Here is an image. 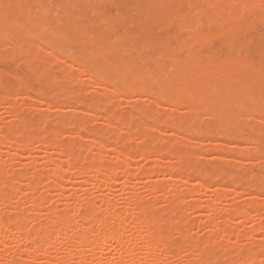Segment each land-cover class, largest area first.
<instances>
[{
	"label": "rangeland",
	"instance_id": "obj_1",
	"mask_svg": "<svg viewBox=\"0 0 264 264\" xmlns=\"http://www.w3.org/2000/svg\"><path fill=\"white\" fill-rule=\"evenodd\" d=\"M12 2L13 0H6L0 3V221H5L4 224L7 225H2L3 222L0 224L5 226L0 228V264H99L100 261L101 264H109L107 261L109 256L117 255V251L121 249L124 251H121L124 253L121 254L122 258L114 263L110 261V264H116L117 261H120L119 264H133L139 257L137 254L140 255L144 247V251L148 249L147 242L142 240L144 242H140L143 244L139 245L141 243L138 240L141 238L139 234L143 232L145 235L149 227L154 229L151 228L156 236L160 232L166 235L170 233L169 236L159 234L165 237L164 239L159 236L160 240L164 241H159L154 246L155 248L152 247V252L154 250L160 256H157L158 261L162 258V254L166 257L171 253L168 259L164 257L163 264L168 262V264H191L193 261L194 264H244L242 261L244 262V257L246 260L248 256L249 260L250 257L253 258L254 263L251 264H264V145H262L264 144V120L251 119L257 114L258 117L264 118V111H258L250 102L253 100L243 96L236 98L235 103L227 102L224 90L220 89L221 92L218 90L219 93L215 96L216 101L225 103L231 110H239V112L235 110L237 116L243 111L241 115L229 118V120L223 118V123L218 116L208 111L212 105L206 102L204 104L207 107L205 108L203 104L199 110L200 113L203 112L201 118L199 114L189 117L185 114L188 113L187 108H184L186 105L184 107L174 106L172 97L159 94L150 95L144 90H138L133 84L130 85L132 89L128 87L122 91L115 77L111 76L106 80L102 79L103 75H101L105 64L117 57L121 66L132 67L142 75H150L156 68L164 77L179 71L187 76L188 71L175 62L176 60L162 57L164 52L161 46L155 44L151 36L154 32L158 38L167 39L169 32L175 31L179 38L178 40L171 39L170 43L173 49H176V54L183 59L189 58L190 53L195 55L194 59L198 66L213 65L217 61L224 66L231 65L235 60L250 56L249 45L251 43L264 45V21L252 13L248 14L251 22L249 29L213 38L210 47L204 52L202 46L194 39V34L209 32L211 25L205 21L200 28L193 26V31L188 29V25L196 24L199 19H204L203 10L208 7L209 0H174V6L172 5L173 7L166 15L171 14L173 17L179 15L182 19L174 24L167 22L158 31L154 30L153 23L159 17L155 15V11L153 15L149 14L150 7L147 0H22L21 7L13 6ZM39 2L41 4L38 6ZM234 10L235 8L229 5L221 11V14L228 15ZM34 16L38 17L34 18ZM17 20H19L17 23L24 25L25 28L15 24L14 21ZM50 25H53V28L50 29ZM221 26L228 27L226 23ZM44 29L46 30L43 34ZM36 34L43 37L36 38ZM50 36L53 38L49 39ZM25 38L30 40V43L24 40ZM80 41L82 42L81 47L74 51L70 50V47L74 48L73 45L79 44ZM179 41L188 43L192 51L178 48ZM229 41L237 46L233 53L229 47ZM108 43L112 45L110 48L92 53L97 45ZM113 43L120 44V46L114 47ZM22 45L23 48L20 47ZM68 45L69 48H67ZM26 52L31 54V57ZM23 54H26L28 58ZM67 62L75 66L72 68L69 64L68 68ZM209 72L206 71L201 80L217 78L213 71ZM87 73L93 76V80ZM245 73L246 71L237 72L235 76L242 77ZM93 82L99 86L97 87ZM115 82L119 85L115 86ZM112 85L119 92H116ZM136 92L141 93L136 94ZM152 100L159 104L152 105ZM186 100L192 104L195 101L191 97ZM149 104L151 105L148 106ZM177 106L180 107L176 108ZM253 107L255 109L253 110L257 112L252 110ZM172 109L176 114V119L169 114ZM163 112L167 113V116L159 115ZM127 116L129 122L126 121ZM160 117L165 120L163 121ZM51 118H53L52 121H50ZM77 118L81 122L76 121L79 120ZM216 118L221 123H218ZM194 121H196L195 124ZM205 121L208 123H204ZM132 122L135 126H132ZM149 122L152 125L151 129L147 125L150 124ZM231 122L234 123L231 124ZM246 123L251 126L255 123L260 129L253 130ZM136 128H138L137 131ZM239 129H242L241 132ZM173 130L179 133L173 134ZM54 132L55 134L61 133V136L57 134L59 136L57 137L61 139L62 145H68V147L66 145L67 148L63 146L61 149L63 153L51 146L43 147L38 141L40 133L44 134L41 137L48 135L49 139H55ZM175 135L178 136V140ZM25 136L26 140L31 141L30 144L27 142V146L23 144ZM13 138H15L14 141ZM170 138L173 139L172 142ZM252 140L256 142L255 145ZM164 141L166 142L162 143ZM174 147L179 151L175 152ZM180 151L182 154H178ZM111 165L114 166L117 175L110 176V179L109 177H106L108 179L103 178L101 175L107 172V170L104 171L105 166ZM56 167L57 170L63 171L62 180L51 173ZM248 168L251 174L254 172L258 175H251ZM218 169L222 176L218 174L217 178ZM124 170L132 174L124 175ZM198 170L203 172L199 173ZM244 170H248L249 175H246L248 177L242 175L246 172ZM147 171L154 173L147 175L145 174ZM36 173L38 176L35 175ZM169 173L173 175L168 176ZM229 174H232L234 178L232 179V175ZM256 177H260L259 180L258 178L255 180ZM203 180L206 181L204 182L206 188H203ZM248 180L246 184L245 181ZM201 184L203 186L200 187ZM251 184L253 185L249 187ZM187 190H195V192ZM84 199L86 203L90 204L92 201V204L104 211L105 214L102 212V215L97 214L104 222L110 220L112 216L115 217L111 213L113 212L116 215L115 218L120 216L117 219L122 223L121 219L124 221L132 210L131 208L134 207L136 216L133 222L137 224L133 226L132 222L134 229L133 227L128 229L121 237V241H112L116 243H112L111 249L109 248L110 252L106 249L105 254L108 258L104 253L102 254L107 258L106 261L104 260L106 258L101 257L99 253L100 247L88 251L90 247L88 243H80L79 246L78 242L73 241L69 243L70 246L64 247L63 244H66L67 238L63 235L64 239L61 236L52 237L55 242L51 239L52 242L49 243L50 238L46 239L49 244L47 247L50 246L49 249L46 246H37L33 252L34 259L27 260L25 239L30 241L33 238L38 242L40 238L38 233L42 232L40 229L44 225L43 230H57L56 226L59 227V222L54 223L57 221V216L76 217L79 206L86 204ZM89 204H86L88 206L85 213L88 214L83 220H78V222L77 217L76 220L72 218V222H76H71V229L75 234H79L78 231L81 234L86 231L84 229L90 227L93 233L87 231L86 233H89V237L93 239L95 234L98 236L99 232L89 215L91 214ZM146 217H148L147 220ZM139 219H145L148 227L146 228L144 220ZM117 222L115 221V224ZM139 222H144L145 225L138 226ZM121 223L120 225L118 223L120 227ZM259 223H262L261 227ZM47 225L54 227L50 229ZM118 225L114 226V229H120ZM21 226L24 230L33 229L39 232L36 235L35 232L28 231L27 235L30 233L32 237L26 236L24 235L26 231L18 230ZM143 228L147 231L144 232ZM151 229L148 232H152ZM221 229L226 235L223 231L221 232ZM17 232L21 234L22 241L14 238ZM77 234L74 241H78ZM55 238L58 240L56 241ZM125 241H128L127 250L129 251L122 246ZM199 242L201 244L204 242V244L201 245ZM203 245L206 249L202 248ZM256 245L260 247L257 248ZM96 252L101 256L97 254L99 256L97 257L93 254ZM150 253L149 255H154L153 257L156 258V253ZM139 261L144 262L143 259Z\"/></svg>",
	"mask_w": 264,
	"mask_h": 264
},
{
	"label": "bare ground",
	"instance_id": "obj_2",
	"mask_svg": "<svg viewBox=\"0 0 264 264\" xmlns=\"http://www.w3.org/2000/svg\"><path fill=\"white\" fill-rule=\"evenodd\" d=\"M6 0H0V3H2V2H5ZM66 1V0H65ZM21 2H22V0H13V2L11 3L13 6H15V7H19L20 6V4H21ZM28 3H29V1L27 2V5H28ZM174 0H147V4L149 5V7H150V12H149V14L150 15H153V12L155 11V15L157 16V17H159L156 21H154V23H153V27H154V30L155 31H158V30H160L163 26H164V24L165 23H167V22H169L170 24H174L177 20H180V19H182V17L181 16H177V15H175L174 17H173V15H166L170 10H171V8L174 6ZM11 4H10V6H11ZM39 4H41L40 2L39 3H37V5L39 6ZM42 4H44L43 2H42ZM60 4V3H59ZM45 5V4H44ZM52 5V4H51ZM173 5V6H172ZM232 6L233 8H235V10L233 11V12H231L230 14H228V15H222L221 14V11L224 9V8H226V7H228V6ZM87 6V5H86ZM89 6V5H88ZM87 6V8H90V7H88ZM21 7V6H20ZM30 7V6H29ZM37 7V6H36ZM56 7H57V5H56ZM2 9V8H1ZM46 9V8H45ZM45 9H43L44 11H45ZM55 9V8H54ZM68 9H70V8H68ZM8 10V9H7ZM30 10V9H29ZM132 10V9H131ZM8 11H10V10H8ZM24 12H25V10H24ZM23 12V13H24ZM9 13V12H8ZM29 13V12H28ZM250 13H252V14H254L258 19H261L262 21H264V0H209V3H208V7L206 8V9H204L203 10V17H204V19H199V21L196 23V24H191V25H188L189 26V30L190 31H193V26H196V27H202L203 25H204V22L206 21V22H208L210 25H211V29H210V31L209 32H207V33H203V32H198V33H195L194 34V39L202 46V48H203V50H204V52L206 51V49H208L209 47H210V45H211V43H212V40H213V38H215V37H217V36H219V35H230V34H232V33H234V32H238V31H240V30H242V29H249L250 27H251V22L249 21V19H248V14H250ZM29 14H31V12L29 13ZM13 15V14H12ZM43 15V14H42ZM197 16V15H196ZM35 17H38V16H34V18ZM60 19V18H59ZM62 19V18H61ZM60 19V20H61ZM19 20H17V21H14L15 22V24L18 22ZM30 21V20H29ZM44 21H45V19H44ZM49 21H53L52 19H49ZM49 21H47V22H49ZM55 21V20H54ZM59 21V20H58ZM43 22V21H42ZM46 22V21H45ZM36 23H37V21H36ZM224 23H226L227 24V28H224V27H222L221 25L222 24H224ZM17 24H19V23H17ZM27 25V24H26ZM41 25V24H40ZM44 25V24H43ZM244 25H246V27H244ZM18 26H20V27H23L22 25H18ZM51 26V25H50ZM53 26V25H52ZM50 27V29L51 28H53V27ZM137 26V25H136ZM143 26V25H142ZM187 26V27H188ZM34 27H36L35 25H34ZM43 27V26H42ZM48 27V26H47ZM181 27V26H180ZM18 28V27H17ZM23 28H25V27H23ZM49 28V27H48ZM183 28H185L184 27V25H183ZM264 28V27H263ZM36 29V28H35ZM47 29V28H46ZM46 29H44V31H43V34H44V32H45V30ZM60 29V28H59ZM94 30H95V28H93ZM17 30V29H16ZM30 29H28V31H29ZM21 31V30H20ZM31 31V30H30ZM147 31V30H146ZM5 32H7L8 33V31H5ZM32 32V31H31ZM67 32V31H66ZM93 32V31H92ZM6 33V34H7ZM24 33V32H23ZM34 34V33H33ZM144 34V33H143ZM39 35V34H38ZM50 35V34H49ZM66 35V34H65ZM12 36H14V35H12ZM20 36V35H19ZM36 36V38L37 37H43V36H37V34L35 35ZM67 36V35H66ZM69 36V35H68ZM147 36V35H146ZM152 38H153V41H154V43L155 44H157V45H159V46H161V48H162V51L164 52V54H163V58H167V59H172V60H176L175 62H177V63H179L182 67H183V69L184 70H187L188 71V75L187 76H185L184 74H182V72L181 71H179L178 73H176V74H170V75H168L167 77H164V76H162L161 74H160V72L159 71H157L156 70V68H154L153 69V71H152V73L150 74V75H142L140 72H138V71H136V70H134L132 67H128V66H121L120 65V60L119 59H117V57H115V58H113L112 60H109L106 64H105V66L103 67V69H102V74L101 75H103V78L102 79H106V80H108V78H111V76H113V77H115L117 80H118V82L120 83V87H121V90L122 91H124L126 88H128V87H130V89H132V84L133 85H136L137 86V89L138 90H144V91H146V93H149L150 95H155V94H159V95H163V96H165V97H172L173 98V103H174V106H176V105H182L181 107H184V105H186V107H184V108H187L186 110L188 111V113L186 112L185 114H188V116L190 117H192V115H200V118L202 117V113H200L201 111H199L201 108H202V106L201 105H203L204 103H206V102H209L211 105H212V107H211V109H208L209 108V106H208V111L211 113V114H215L216 116H218L221 120L223 119V118H226V119H228L229 120V118H236V117H238L239 115H241L240 113H242L243 111H241L240 113H238V116L236 115V112H239V110L237 111L236 109V112H235V110H231V109H229L227 106H226V104L225 103H223V102H220V101H216V99H215V96L217 95V93H219L218 92V90L221 92V90L220 89H222V90H224V93H225V99H226V101L227 102H233V103H235L236 101L235 100H237L236 98H238L239 96H243V97H245L246 99H251V100H253V101H250L251 102V104H252V106H254L258 111H264V45H257V44H255V43H251L250 45H249V47H250V49H249V53H250V56L249 57H246V58H244V59H238V60H235L234 62H232L231 63V65H223V64H221L220 62H216V64H213V65H207V66H198L197 65V63H196V61H195V59H194V56L195 55H192L191 53H190V56H189V58H187V59H183L182 57H179L177 54H176V49H173V47L171 46V43H170V40L171 39H176V40H178V35L176 34V32L175 31H173V32H169V34L167 35L168 36V38L167 39H164V38H158L157 36H156V34H155V32H154V34L152 33ZM15 37V36H14ZM51 37L52 36H50L49 37V39H51ZM93 37V36H92ZM118 37V36H117ZM8 38V37H7ZM53 38V37H52ZM47 39V38H46ZM161 39V40H160ZM193 39V40H194ZM24 40H27V41H29V43H30V40H28V39H24ZM107 40V39H106ZM131 40V39H130ZM21 41V40H20ZM43 41H44V38H43ZM47 41H48V39H47ZM53 41V40H52ZM13 42V41H12ZM50 42V41H49ZM56 42H57V45H59V42L56 40ZM94 42V41H93ZM192 42V41H191ZM31 43H32V40H31ZM33 43H34V41H33ZM37 42H35V44H36ZM67 43V42H66ZM79 44H74L73 45V47L74 48H71L69 45L67 46V48H69L70 47V50H75L76 48H78V47H81L82 46V42L80 41V42H78ZM25 44V43H24ZM35 44H33V45H35ZM52 45V44H51ZM113 45H114V47H116V45H117V47L118 46H120V44H114L113 43ZM141 45H143V44H141ZM112 45H111V43L109 44H102L101 46L99 45H97L96 47H94L93 48V50L94 51H92V53H96V52H99L100 50H106V49H108V48H110ZM20 47H22L23 48V45L22 46H20ZM229 47H230V49H231V51H232V53L236 50V44L234 43V42H231V41H229ZM126 49L125 50H127V47H125ZM178 48H180V49H182V50H186V51H189V52H191L192 51V47H189V44L188 43H186V42H184V41H179L178 42ZM91 49H92V47H91ZM31 49H29V51H30ZM37 49H35V51H36ZM65 50V49H64ZM64 50H63V53H64ZM67 50V49H66ZM84 50V49H83ZM33 51V50H32ZM122 51V50H121ZM120 51V52H121ZM137 51V50H136ZM14 52V51H13ZM58 52V51H57ZM60 52V51H59ZM76 52V51H75ZM87 52V51H86ZM90 52H91V50H90ZM89 52V53H90ZM139 52V51H138ZM12 53V52H11ZM66 54H68L67 52H65ZM83 53H84V51H83ZM91 53V54H92ZM26 54H28V56L30 55V57H31V54H29L28 52H26ZM24 55V56H26L27 57V55ZM33 55V54H32ZM85 55V54H84ZM158 55H161V54H158ZM38 56V55H37ZM81 56V55H80ZM86 56V55H85ZM210 56V55H209ZM145 57H147V56H145ZM158 57H161V56H158ZM196 57V56H195ZM28 58V57H27ZM41 58V57H40ZM131 58V57H130ZM149 58V57H148ZM19 59V58H18ZM17 59V60H18ZM70 59V58H69ZM78 60V59H77ZM51 61V60H50ZM50 61H49V63H50ZM68 61V60H67ZM103 61V60H102ZM90 62H92L91 60H90ZM155 62H158V60H155ZM79 63V62H78ZM70 63H66V66H68ZM95 64H96V62H95ZM158 64V63H157ZM85 65V64H84ZM92 65V64H91ZM176 65V64H175ZM174 65V66H175ZM70 66L73 68V66H75V65H71L70 64ZM89 66V65H88ZM70 67V68H71ZM85 67H87V66H85ZM139 67H141V65L139 66ZM171 67V66H170ZM177 67V66H176ZM68 68H69V66H68ZM77 68V67H76ZM82 68V67H81ZM1 69V68H0ZM87 69H89V68H87ZM143 69H145L144 67H143ZM148 70H149V68H147ZM85 70V69H84ZM101 70V69H100ZM99 70V71H100ZM168 70V69H167ZM86 72H87V70H85ZM98 71V70H97ZM98 71V72H99ZM145 71H146V69H145ZM170 71V70H169ZM206 71H210L209 73H211V71H213L216 75L215 76H217V78L215 79V80H208V79H206V80H201V77H203L204 76V73L206 72ZM241 71H246V73L244 74V76H242V77H237V76H235V73H237V72H241ZM7 72V71H6ZM147 72V71H146ZM165 73V75H166V72H164ZM167 73H169V72H167ZM97 74H99V73H97ZM87 75H89L90 76V74L89 73H87ZM184 75V76H183ZM99 76V75H98ZM212 76V75H211ZM35 77V76H34ZM33 77V78H34ZM90 77H92L91 79L93 80V76H90ZM94 77H95V75H94ZM112 77V78H113ZM214 78V77H213ZM95 79V78H94ZM16 81V80H15ZM97 81V80H96ZM96 81H94V82H96ZM93 82V84H95L96 86H97V83H94ZM98 82V81H97ZM116 83V82H115ZM102 84H103V82H102ZM105 84V83H104ZM107 84V83H106ZM117 84L118 83H116L115 84V86H117ZM29 85V84H28ZM119 85V84H118ZM131 85V86H130ZM99 86V85H98ZM97 86V87H98ZM103 86H105V85H103ZM105 87H110V86H108V85H106ZM112 87H114L113 85H112ZM118 88H119V86H118ZM112 89V88H111ZM113 89H115V87L113 88ZM112 89V90H113ZM116 90V89H115ZM120 90V91H121ZM116 92H119L118 90H116ZM134 93H135V91H134ZM138 92H136V94H137ZM139 93H141V92H139ZM138 93V94H139ZM143 94H145L144 92H142ZM122 94H123V92H122ZM120 95V94H119ZM125 95V94H124ZM148 95V94H147ZM220 95H222V94H220ZM123 97V96H122ZM151 98H154V97H152V96H150ZM188 97H191V98H193L195 101H194V103L192 104V103H190V101L188 102L186 99H188ZM71 98V97H70ZM218 98V97H217ZM69 99V98H68ZM9 100V99H8ZM164 100H166V99H164ZM171 100V99H170ZM170 100H168V101H170ZM153 101H155V100H152V102H151V104L152 105H154V106H156V104L158 103V102H154L153 103ZM156 103V104H155ZM161 103V102H160ZM244 103V102H243ZM151 104H149L148 106H150ZM159 104V103H158ZM157 104V105H158ZM168 104V103H167ZM171 104V103H170ZM172 105V104H171ZM205 105V108L207 107L206 106V104H204ZM233 105V104H232ZM245 105V104H244ZM148 106H147V108H148ZM201 106V107H200ZM248 106H249V104H248ZM153 107V106H152ZM180 107V106H179ZM178 106L176 107V108H179ZM231 107V106H230ZM247 107V105L245 106V108ZM250 107V106H249ZM254 107L252 108V110L254 109ZM18 109V108H17ZM149 109V108H148ZM147 109V110H148ZM206 109V110H207ZM247 109V108H246ZM15 110V109H14ZM139 110H141V109H139ZM170 110V109H169ZM204 110V109H203ZM255 110V109H254ZM253 110V111H254ZM257 110L256 111H254V112H257ZM16 111H18V110H16ZM144 111H145V109H144ZM14 112V111H13ZM142 111H140V113H141ZM156 112V111H155ZM131 113V112H130ZM143 114H144V112H142ZM169 113V112H168ZM112 114L113 115H115L113 112H112ZM111 114V115H112ZM166 115L167 116V113H165V112H163V113H159V115ZM173 118H175L176 117V114L174 113V110L172 109L171 111H170V113H169ZM16 115V114H15ZM130 114H128V116H129ZM139 115V114H138ZM170 115H168V116H170ZM183 115V114H182ZM249 115H251V114H249ZM258 115V114H257ZM256 115V116H257ZM69 116V115H68ZM77 116V115H76ZM127 116V120L126 121H128L129 122V117ZM185 116V115H184ZM234 116H236V117H234ZM252 116V115H251ZM254 116V118H252L251 117V119L252 120H254L255 118L257 119V118H261V120H264V118H262L261 116L260 117H256L255 115H253ZM110 117H112V116H110ZM122 117V116H121ZM206 117H207V115H206ZM208 117H210V116H208ZM69 118V117H68ZM156 118V117H155ZM162 118V120H163V117H160V119ZM164 118H165V116H164ZM185 118H187V117H185ZM218 118V119H219ZM52 119L53 118H51L50 119V121H52ZM76 119V118H75ZM77 119H79V118H77ZM154 119V118H153ZM159 119V118H158ZM176 119V118H175ZM174 119V120H175ZM21 120H22V118H21ZM49 120V119H48ZM165 120V119H164ZM163 120V121H164ZM186 120H188V119H186ZM185 120V121H186ZM189 120H190V118H189ZM188 120V121H189ZM242 121L244 120V119H241ZM70 121V120H69ZM76 121H80V119L79 120H76ZM169 121V120H168ZM216 121H217V118H216ZM247 121V120H246ZM64 122V121H63ZM81 122V121H80ZM134 122V121H133ZM132 122V126H135V124ZM175 122V121H174ZM174 122H173V124H174ZM184 122V121H183ZM191 122V121H190ZM195 122L196 121H194V124H195ZM211 122V121H210ZM218 122V121H217ZM216 122V123H217ZM222 122L224 123V121L222 120ZM248 123H249V121H247ZM253 122V121H252ZM22 123V122H21ZM60 123V122H59ZM150 123V122H149ZM204 123H208L207 121H205ZM213 123V122H212ZM218 123H221V122H218ZM234 122H231V124H233ZM248 123H246L247 125H248ZM256 123V122H255ZM254 123V124H255ZM80 124V123H79ZM144 124V127H145V123H143ZM142 124V125H143ZM172 124V123H171ZM239 124H241V123H239ZM253 124V126H251V124H249L248 126L251 128V129H253V130H259L260 129V127L258 126V127H256V124L254 125ZM20 125V124H19ZM24 125V124H23ZM148 126H150L149 128L151 129V127H152V125H151V123L150 124H147ZM192 125V124H191ZM214 125V124H213ZM220 125V124H219ZM225 125V124H224ZM242 125V124H241ZM66 126V125H65ZM132 126H130L131 128H132ZM193 126V125H192ZM191 126V127H192ZM207 126V125H206ZM231 125H229V127H230ZM239 126V125H238ZM237 126V127H238ZM142 127V126H141ZM147 127V126H146ZM172 127H174V126H172ZM229 127H227V129L229 128ZM158 128V127H157ZM178 128V127H177ZM209 128H211V127H209ZM235 128V127H234ZM238 128H240V127H238ZM248 128V127H247ZM3 129V128H2ZM137 129L138 128H136V131H137ZM193 129V128H192ZM66 130H68V129H66ZM157 130H159V129H157ZM232 130V129H231ZM230 130V131H231ZM240 130V129H239ZM242 130V129H241ZM241 130L239 131V132H241ZM48 132H49V130H47ZM138 131H140V130H138ZM174 131V130H173ZM220 131V130H219ZM219 131H217V132H219ZM244 131H246V130H244ZM158 133H159V131H157ZM175 132V131H174ZM173 132V134H177V133H179V132H175L174 133ZM251 132V131H250ZM262 132V131H261ZM1 133V132H0ZM39 133V132H38ZM50 133V132H49ZM59 133V132H58ZM57 133V134H58ZM66 133H67V131H66ZM254 133V132H253ZM48 134V133H47ZM55 134V132L53 133V135L54 136H61V133L60 134ZM96 134V133H95ZM160 134V133H159ZM240 134V133H239ZM4 135V134H3ZM35 136L37 135V133L36 134H34ZM39 135V143L41 144V146H51L52 148H54V149H59V151L63 148V146H65L66 147V145L67 144H65V145H62L61 144V139H58V137L56 138L55 137V139H53V138H48L49 136L48 135H45V136H47V137H41L42 135H44V134H42V133H40V134H38ZM50 135V134H49ZM179 135V134H178ZM237 135V134H236ZM31 136V135H30ZM142 136H144V135H142ZM160 136V135H159ZM176 136V135H175ZM174 136V137H175ZM220 136V135H219ZM222 136V135H221ZM246 136V135H245ZM114 137V136H113ZM174 137H172V138H174ZM228 137V136H227ZM238 137V136H237ZM8 138V137H7ZM115 138V137H114ZM113 138V139H114ZM163 138H165V137H163ZM167 138V137H166ZM176 138H177V140H178V136H176ZM231 138V137H230ZM247 138H249V137H247ZM257 138V137H256ZM12 139V138H11ZM14 139L15 138H13V141H14ZM36 140H37V138H35ZM49 139V140H48ZM53 139V140H52ZM143 139V138H142ZM159 138H157V140H158ZM252 139H254L253 137H252ZM261 139V138H260ZM31 140V139H30ZM145 140V139H144ZM169 140H171V138L169 139ZM244 140H246L245 138H244ZM255 140V139H254ZM23 141H24V146H27L28 145V143L30 144V142L31 141H29V140H26V136H25V139H23ZM159 141H160V139H159ZM161 141H163V139H161ZM166 141H168L167 139H166ZM166 141H164V142H162V143H165ZM173 141V139L170 141V142H172ZM179 141H180V139H179ZM178 141V142H179ZM184 141V140H183ZM253 141V140H252ZM258 141V140H257ZM28 142V143H27ZM97 142V141H96ZM26 143V144H25ZM63 143V142H62ZM149 143V142H148ZM180 143V142H179ZM253 143H254V145L256 144V142H254L253 141ZM160 144V143H159ZM176 144V143H175ZM173 145V144H172ZM262 145H264V144H262ZM99 146H100V143H99ZM146 146V145H145ZM157 146V145H156ZM155 146V147H156ZM163 146H165V145H163ZM173 146H175V145H173ZM172 146V147H173ZM256 146H258V145H256ZM67 147H68V145H67ZM66 147V148H67ZM135 147V146H134ZM160 148H162V147H160ZM119 149V148H118ZM145 149V148H144ZM163 149V148H162ZM161 149V150H162ZM174 149H175V147H174ZM257 149V148H256ZM164 150V149H163ZM177 150V151H176ZM67 151V150H66ZM71 151V150H70ZM69 151V152H70ZM179 150L178 149H175V152H178ZM258 151V150H257ZM58 152V151H57ZM61 152L63 153L64 151H62L61 150ZM72 152V151H71ZM70 152V153H71ZM58 153H60V152H58ZM75 153V152H74ZM169 154H170V152H168ZM184 153V152H183ZM240 153V152H239ZM65 154H66V152H65ZM155 154V153H154ZM153 154V155H154ZM168 154V155H169ZM175 154V153H174ZM173 154V155H174ZM178 154H182V151H180ZM264 154V153H263ZM75 155H77L76 153H75ZM157 155V154H156ZM67 157H68V154L66 155ZM124 156H127V155H124ZM70 157V156H69ZM73 158V157H72ZM75 158H76V156H75ZM78 158V157H77ZM81 158V157H80ZM70 160H71V158H69ZM68 159V160H69ZM182 159V158H181ZM77 160H80V159H77ZM76 160V161H77ZM192 163V162H191ZM177 164V163H176ZM109 165V164H108ZM183 165V164H182ZM190 166H191V164H189ZM101 166V165H100ZM175 166V165H174ZM187 166V168H188V165H186ZM192 166H193V164H192ZM191 166V167H192ZM255 166V165H254ZM110 167V168H109ZM58 168H59V166H58ZM57 167L54 169V170H52V174L53 175H55V177L56 178H58V179H61L62 180V177H63V171L60 169V170H57L58 169ZM107 168H109V169H107ZM179 168V167H178ZM187 168H185L186 170H187ZM250 168V167H249ZM248 168V170H249V173H250V169ZM99 169V168H98ZM115 169H116V167H115ZM105 170H107V172H103L102 174L103 175H101L103 178H106V177H109V179L111 178L110 176H112V177H114V176H116L117 175V172L115 173V170H114V166L112 167V165L111 166H108V167H106L105 166V169H104V171ZM175 170H177V169H175ZM220 169H218V172L219 173H217V178H218V174H219V176H222V175H220V171H219ZM248 170L246 171V170H244V171H246V172H244V173H246V174H242V175H244V176H246L247 174L249 175V173H248ZM62 171V172H61ZM224 171V170H223ZM152 172V173H151ZM150 173L151 174H153L154 172L153 171H151ZM198 172H199V170H198ZM201 172V171H200ZM199 172V173H200ZM203 172V171H202ZM201 172V173H202ZM217 172V171H216ZM123 173H124V175H130V173L131 172H129V171H127V170H124L123 171ZM140 173H141V171H140ZM142 173H144V172H142ZM148 171L147 172H145V174H147V175H149L150 174ZM164 173H166V172H164ZM81 174V173H80ZM132 174V173H131ZM170 174L171 173H169L168 174V176H170ZM235 174V173H234ZM251 174V173H250ZM253 174H256V175H258L257 173H254V172H252V174L251 175H253ZM34 175V174H33ZM35 175H37L38 176V174L36 173ZM173 174H171V176H172ZM210 176H211V173L209 174ZM224 175H225V172H224ZM229 175H232V174H229ZM21 176V175H20ZM36 176V177H37ZM174 176H176V175H174ZM239 175H237V177H238ZM179 177H181V176H179ZM232 177V179L234 178L233 177V175L231 176ZM246 177H248V176H246ZM251 177V176H250ZM17 178H19V177H17ZM22 178V177H21ZM20 178V179H21ZM30 178V177H29ZM221 178V177H220ZM224 178V177H223ZM241 178H243V176H241ZM252 178V177H251ZM257 178L258 177H256V179L255 180H257ZM260 178V177H259ZM259 178H258V180H259ZM106 179H108V178H106ZM106 179H104V180H106ZM198 179V178H197ZM209 179H210V177H209ZM245 179V178H244ZM199 180V179H198ZM217 180V179H216ZM220 180V179H219ZM254 180V181H255ZM261 180V179H260ZM201 181V180H200ZM234 181H235V179H234ZM239 181V180H238ZM244 181V180H243ZM203 183L205 182L206 183V181H202ZM246 182V184H247V182H249V180L248 181H245ZM256 182V181H255ZM204 183V187L203 188H206L205 186H206V184ZM241 183V182H240ZM239 183V184H240ZM30 184H34V183H30ZM237 184V183H236ZM36 185V184H35ZM238 185V184H237ZM242 185V184H241ZM253 184H251L249 187H251ZM29 186V185H28ZM32 186V185H31ZM153 186V185H152ZM201 186H203L202 184L200 185V187ZM31 188V187H30ZM36 188V187H35ZM153 188V187H152ZM256 188V187H255ZM264 188V187H263ZM32 189V188H31ZM164 189V188H163ZM33 190V189H32ZM155 190V189H154ZM161 190V189H160ZM245 190V189H244ZM188 192H195V190H187ZM244 192H247V193H249L248 191H244ZM1 194V193H0ZM190 194V193H189ZM176 196H178L177 194H176ZM178 198V197H177ZM85 200V199H84ZM107 201H108V199H106ZM106 200H105V202H106ZM83 201V200H82ZM90 201V200H89ZM131 201H133V200H131ZM87 201L85 200V202L84 203H86ZM93 202L92 201H90V204L89 203H86V204H89V206H90V211H91V214H89V215H91L90 217H91V220H92V223H93V225H95L96 226V229H97V227H98V232H99V234L97 233V235L98 236H96V234H95V236H94V238L93 239H91V237H89V233L91 232L90 230V227H88L89 228V230H88V228L87 229H84V230H86L87 232H89V233H86V231L85 232H83V233H81L80 234V231H78V233L79 234H77L78 236H76V239H78V241H74V239H75V233H74V231H73V229H71L72 227H71V222L73 221V219H75L76 217H77V220L76 221H80V220H83L85 217L84 216H87V214L85 213V211H86V208H87V206H86V204H84V205H80L79 206V209L77 210V212H78V215L75 217V216H65V217H61V216H57L58 218L59 217H61L60 218V220L58 221V218L56 219L57 221L56 222H54V223H58V225H59V227L58 226H56L57 227V230L56 229H53V227H51L52 225H47V228H48V226H50L49 228L50 229H53V231H49V229L47 230V229H44L43 230V228L45 227V225L44 226H42V228L40 229V230H42V232L41 233H38L36 230L34 231L33 229L32 230H28V231H31V232H35V234L36 233H38V235L40 236V238H39V240H38V242H36V241H34V239L33 238H31L30 239V241H28V239H25V244H24V246H25V249H27L25 252H27L26 253V259L27 260H29V261H32L33 259H34V250H35V248L38 246H43V247H47V245H49V244H47V242H46V239H49L50 238V240H48V242L50 243V242H52L53 241V239H52V237H57L58 238V236H61L62 237V235L63 236H65L64 238H67V240H66V244H63V246L64 247H66L67 245L68 246H70L69 245V243H71L72 241L73 242H78L77 243V245H79L80 246V243H88V245H90V247H89V249H88V251H91L93 248H95V247H97V249H98V247H100L99 249H100V251H99V253L102 255L103 253L105 254V253H107V250L114 244V243H116V242H112V241H116V240H120V239H122L121 237L124 235V233L125 232H127V230L129 229L130 230V228L132 229V227L133 226H135V223L133 222V218H135L134 216H136L134 213V211H136V209H133V208H131L132 210L130 211V213H128V216H126L127 218H125L124 219V221H123V219H121L122 220V223H121V221L119 220V219H117V218H119L118 216H117V218H115L116 217V215L113 213V212H111L112 213V215H114L115 217H110L109 219L110 220H108V221H103V219H99V217L98 216H100V215H102V213H104V211H102V209H99V207H97V206H95L94 204H92ZM107 203V202H106ZM105 203V204H106ZM138 203H140V202H138ZM81 204V203H80ZM145 204V203H144ZM258 204V203H257ZM10 205V204H9ZM132 205H134V204H132ZM135 205H136V203H135ZM149 205V204H148ZM254 205V204H253ZM252 205V206H253ZM262 205V204H261ZM142 206V205H141ZM145 206V205H144ZM147 206V205H146ZM151 206H153V204H151ZM150 206V207H151ZM257 206V205H256ZM33 207V206H32ZM155 207V206H154ZM142 208H144L143 206H142ZM146 208V207H145ZM139 208H137V210H138ZM240 209V208H239ZM88 210V209H87ZM88 210V211H89ZM238 210V209H237ZM239 211V210H238ZM53 212V211H52ZM102 212V213H101ZM220 212V211H219ZM231 212V211H230ZM234 212V211H233ZM241 212V211H240ZM56 213V212H55ZM54 213V214H55ZM90 213V212H89ZM92 213H94V214H92ZM99 213H101L100 215H97V214H99ZM215 213V212H214ZM56 214H59V213H56ZM55 214V215H56ZM61 214V213H60ZM86 214V215H85ZM105 214V213H104ZM117 214V213H116ZM143 214V213H142ZM50 215V214H49ZM118 215V214H117ZM245 215V214H244ZM234 216V215H233ZM89 217V216H88ZM101 217V216H100ZM73 218V219H72ZM138 218H139V216H138ZM138 218H136V219H138ZM147 218L148 217H146L145 219L147 220ZM215 218V217H214ZM213 218V219H214ZM230 218V217H229ZM244 218H245V216H244ZM53 219H55V218H53ZM145 219H139L140 221L141 220H144V222L146 223L147 221H145ZM212 219V218H211ZM90 220V221H91ZM105 220V219H104ZM120 222H119V221ZM152 220V219H151ZM150 220V221H151ZM20 221V220H19ZM76 221H74V222H72V223H75ZM78 221V222H79ZM87 221V220H86ZM115 221L117 222L116 224H115ZM213 221V220H212ZM215 221V220H214ZM3 221H0V224L2 223ZM82 222V221H81ZM80 222V223H81ZM132 222H133V226H132ZM143 222V223H144ZM149 222V221H148ZM152 222V221H151ZM221 222V221H220ZM261 222V221H260ZM4 223H6L5 221L2 223V225H5ZM18 223V222H17ZM51 223V222H50ZM91 223V224H92ZM118 223H119V225H120V223H121V227L118 225ZM142 222H139L138 223V226H142L143 227V225H145V224H143ZM258 223V222H257ZM263 223V222H262ZM262 223H259V226L261 227V225H262ZM115 224V225H114ZM137 224V223H136ZM139 224H142V225H139ZM148 223H146V228L148 227V225H147ZM2 225H0V226H2ZM78 225V224H77ZM101 225V226H100ZM116 225H118L119 227L118 228H120V229H114L115 227L114 226H116ZM5 226H7V225H5ZM4 226V227H5ZM18 226V225H17ZM80 226H81V224H80ZM100 226V227H99ZM229 226V225H228ZM258 226V225H257ZM258 226V227H259ZM3 226L2 227H0V228H4ZM40 227V226H39ZM76 227V226H75ZM81 227H84L85 228V226L84 225H82ZM92 227H94V226H92ZM102 227V228H101ZM223 227V226H222ZM259 227V228H260ZM19 227H17V229H18ZM78 228H80V227H78ZM114 229V231H113V229ZM136 228H137V225H136ZM139 228V227H138ZM138 228H137V230H138ZM146 228H145V230H144V228H143V231L145 232V231H147L146 230ZM152 228V227H151ZM150 227H149V229H148V231L151 229ZM22 230V231H26L25 233L26 234H24V235H26V236H31L30 235V233H29V235H27L28 234V231L27 230H24V229H22V226H21V228H19L18 230ZM35 229V228H34ZM37 229V228H36ZM133 229H134V227H133ZM141 229V228H140ZM153 229V228H152ZM151 229V230H152ZM54 230H56V231H54ZM93 230V229H92ZM115 230H118L117 232L115 231ZM154 230V229H153ZM152 230V232L150 231V232H148L147 231V233H145V235H144V233L143 232H141V234H139V235H141L140 237V239L138 240V242H147L146 244L148 245H146L147 246V248L149 249H146L147 251H144L145 250V247H144V250H143V252L142 253H139L140 255H138L137 254V261H135V262H141V261H139L140 259H143V261L144 262H141L142 264H159V262H160V264H163L164 263V259L166 258V259H168L169 257H170V255H171V253L170 252H168V253H170V254H168L169 256H163V254L161 255V259L159 258V260L160 261H158V258H157V256H159V255H157V253L153 250V252L154 253H156L155 255V257L156 258H154L152 255H149V253L150 254H154L153 252H152V247L153 248H155L154 246H156L157 245V243H159V241L160 242H163L162 240H160L161 238H164L165 239V237H162V236H160L159 234H163L162 232H160L159 234H157L156 232L157 231H155V233L157 234V236L153 233L154 231ZM261 230V229H260ZM263 230H264V228H263ZM135 231V230H134ZM139 231V230H138ZM223 231V229H221V232ZM52 232H54L53 234H52ZM56 232V233H55ZM75 232H76V230H75ZM213 232V231H212ZM224 232V231H223ZM49 233H50V236L51 235H53V236H49ZM93 232H91V234H92ZM225 233V232H224ZM154 234V235H153ZM170 234V233H169ZM169 234H163L164 236H169ZM228 234V233H227ZM37 235V234H36ZM222 235V234H221ZM220 235V236H221ZM225 235H226V233H225ZM38 236V237H39ZM91 236V235H90ZM161 238H160V237ZM32 237V236H31ZM60 237V239H62ZM78 237V238H77ZM93 237V236H92ZM171 237H172V235H171ZM226 237V236H225ZM245 237V236H244ZM14 238L17 240V241H22V236H21V234L19 233V232H17V234L14 236ZM25 238V237H24ZM30 238V237H29ZM63 238V239H64ZM222 238H224L223 236H222ZM38 239V238H37ZM51 239H52V241H51ZM146 239V240H145ZM166 239H168V237L166 238ZM55 240L57 241L58 239H56L55 238ZM142 240H144V241H142ZM186 240V239H185ZM227 240V239H226ZM121 241V240H120ZM53 242H55V241H53ZM119 242V241H118ZM140 242V243H141ZM21 243V242H20ZM59 244H60V242H58ZM65 243V242H64ZM113 243V244H112ZM120 243V242H119ZM186 243H187V240H186ZM191 243V242H190ZM197 243V242H196ZM200 243V242H199ZM206 243V242H205ZM23 244V243H22ZM56 244V243H55ZM54 244V245H55ZM124 245H122L123 247H124V249L126 250V251H129V250H127L128 249V241L126 242L125 241V243H123ZM143 243H141V244H139V245H142ZM162 244V243H161ZM188 244V243H187ZM192 244V243H191ZM201 244V243H200ZM200 244H198V246H200L201 247V245L202 244H204V242L200 245ZM53 245V247H55ZM72 245H73V243H72ZM81 245H84V244H81ZM87 245V244H86ZM222 245V244H221ZM143 246H145V245H143ZM192 246H193V248H194V245L192 244ZM220 246V245H219ZM257 246V245H256ZM48 247H50V246H48ZM47 247V249H49ZM123 247H120V248H123ZM189 247H191L190 245H189ZM205 246L203 245V247L202 248H204ZM217 247V246H216ZM260 247V246H259ZM258 246H257V248H259ZM182 248L185 250V248L183 247V245H182ZM181 248V249H182ZM255 248V247H254ZM107 249V250H106ZM111 249V248H110ZM110 249H109V251L108 252H110ZM113 249V248H112ZM150 249H151V251H150ZM182 249V250H183ZM204 249H206V248H204ZM203 249V250H204ZM251 249V248H250ZM87 250V249H86ZM187 250V249H186ZM191 250H193V249H191ZM201 250V249H200ZM23 252H24V250H22ZM21 251V252H22ZM120 253H119V252ZM117 251V255H112V256H109V258H108V255H106L105 254V256L108 258V260H107V258L106 257H104L103 255L101 256L100 254H98V252H96V253H93V254H98V255H100L101 257H104V258H106V259H104L105 261L107 260L108 262H109V264H110V261H111V263H114L117 259L119 260V259H121L122 257V253L124 252L122 249L121 250H118ZM121 251H123V252H121ZM148 251H149V253H148ZM190 251V250H189ZM264 251V250H263ZM22 252V253H23ZM115 252H116V249H115ZM114 252V253H115ZM162 252H164V251H162ZM192 252V251H191ZM166 255H167V253L166 252H164ZM109 254V253H108ZM113 254V253H112ZM124 254V253H123ZM199 254V253H198ZM25 255V254H24ZM34 255V256H33ZM90 255V254H89ZM97 255V257H99ZM110 255V254H109ZM113 256H116V257H113ZM211 256V255H210ZM251 256V255H250ZM253 256V255H252ZM47 257V256H46ZM50 257V256H49ZM89 257V256H88ZM96 257V256H95ZM160 257V256H159ZM165 257V258H164ZM168 257V258H167ZM213 257V256H212ZM25 258V257H24ZM78 258V257H77ZM245 258L246 257H244V262L242 261V263H244V264H248V263H254V261H252V257H250L251 259L249 260L248 258H249V256H248V258L245 260ZM26 259H23V260H26ZM54 259H55V257H54ZM97 259V258H96ZM190 259V258H189ZM195 260H196V258H195ZM163 261V262H162ZM190 261V260H189ZM54 262V261H53ZM118 262H120V261H117L116 262V264L118 263ZM134 262V261H133ZM134 262V263H135ZM162 262V263H161ZM166 262V261H165ZM168 262V261H167ZM191 262V261H190ZM102 262L100 261V263L99 264H101ZM133 263V264H134ZM141 263H139V264H141ZM169 263V262H168ZM167 263V264H168ZM16 264V263H15ZM18 264V263H17ZM119 264V263H118ZM129 264H132V263H129ZM166 264V263H165ZM191 264H194V261H193V263H191ZM210 264V263H209Z\"/></svg>",
	"mask_w": 264,
	"mask_h": 264
}]
</instances>
